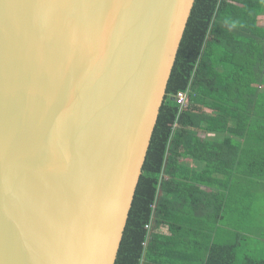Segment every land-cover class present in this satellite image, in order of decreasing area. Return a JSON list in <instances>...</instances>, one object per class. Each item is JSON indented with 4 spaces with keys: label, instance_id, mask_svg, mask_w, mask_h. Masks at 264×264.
<instances>
[{
    "label": "water",
    "instance_id": "1",
    "mask_svg": "<svg viewBox=\"0 0 264 264\" xmlns=\"http://www.w3.org/2000/svg\"><path fill=\"white\" fill-rule=\"evenodd\" d=\"M195 0H0V264H114Z\"/></svg>",
    "mask_w": 264,
    "mask_h": 264
},
{
    "label": "trees",
    "instance_id": "2",
    "mask_svg": "<svg viewBox=\"0 0 264 264\" xmlns=\"http://www.w3.org/2000/svg\"><path fill=\"white\" fill-rule=\"evenodd\" d=\"M263 14L194 1L114 264H264Z\"/></svg>",
    "mask_w": 264,
    "mask_h": 264
},
{
    "label": "built area",
    "instance_id": "3",
    "mask_svg": "<svg viewBox=\"0 0 264 264\" xmlns=\"http://www.w3.org/2000/svg\"><path fill=\"white\" fill-rule=\"evenodd\" d=\"M187 93L188 90H184V91H179L176 93V95L174 96L176 102L179 104V106H184L186 104L187 101ZM146 228H150L149 225L145 226Z\"/></svg>",
    "mask_w": 264,
    "mask_h": 264
},
{
    "label": "rangeland",
    "instance_id": "4",
    "mask_svg": "<svg viewBox=\"0 0 264 264\" xmlns=\"http://www.w3.org/2000/svg\"><path fill=\"white\" fill-rule=\"evenodd\" d=\"M262 24L264 25V19H263V17H262ZM262 190H264V188H262ZM257 200H263L262 202H260V203H262V206L264 207V191H262V192H259V194L257 195ZM264 222V221H263ZM262 222V223H263Z\"/></svg>",
    "mask_w": 264,
    "mask_h": 264
},
{
    "label": "crops",
    "instance_id": "5",
    "mask_svg": "<svg viewBox=\"0 0 264 264\" xmlns=\"http://www.w3.org/2000/svg\"><path fill=\"white\" fill-rule=\"evenodd\" d=\"M262 17H263V19H264V14L262 15ZM262 26H264V25L262 24Z\"/></svg>",
    "mask_w": 264,
    "mask_h": 264
}]
</instances>
